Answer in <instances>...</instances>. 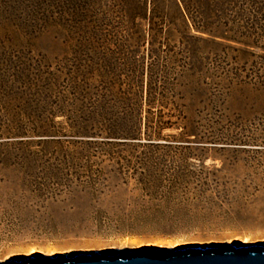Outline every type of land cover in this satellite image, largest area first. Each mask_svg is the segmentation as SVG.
<instances>
[{
	"label": "rangeland",
	"instance_id": "rangeland-1",
	"mask_svg": "<svg viewBox=\"0 0 264 264\" xmlns=\"http://www.w3.org/2000/svg\"><path fill=\"white\" fill-rule=\"evenodd\" d=\"M134 1L146 9L148 19L153 9L157 11L163 56L178 53L181 36L191 47L180 62L185 67L177 87L187 119L165 129L157 141L162 146L151 155L150 171L161 175L159 183L151 186L140 180L138 172L144 167L136 158L121 170L98 162L82 181L43 169L26 173L0 163V263L81 252L264 244V88L236 81L249 82L246 76L252 69L263 72L264 51L222 39L219 45L204 42L207 34L178 17V7L189 8V0ZM131 4L0 0V40L7 56L26 49L52 63L61 60L64 85L70 89L71 74L87 69L91 59L102 71L125 72L123 51L113 45L115 39L95 48L90 38L99 27L124 35ZM44 15L46 30L33 33L29 26ZM149 22L138 20L146 33ZM3 61L0 120L41 116L42 110L31 106L33 99L21 101L12 94L18 86L3 76ZM217 67L230 73L225 77ZM219 89L224 95L215 98ZM80 106L77 102L72 118L81 116ZM68 116L57 118L66 128ZM185 125L187 139L181 135ZM169 141L171 148L164 146Z\"/></svg>",
	"mask_w": 264,
	"mask_h": 264
},
{
	"label": "trees",
	"instance_id": "trees-1",
	"mask_svg": "<svg viewBox=\"0 0 264 264\" xmlns=\"http://www.w3.org/2000/svg\"><path fill=\"white\" fill-rule=\"evenodd\" d=\"M138 3L132 0L126 9L124 35L99 27L89 39L95 48L115 39L113 45L123 51L125 72L102 71L101 64L91 59L87 69L71 74L70 89L64 85L61 60L52 63L46 57L25 52L26 49L7 56L4 51L8 50L0 40V60L7 65L3 76L18 86L12 94L21 101L33 99L32 108L42 110L41 116L28 121L0 120V163L26 173L43 169L82 181L98 162L119 166L121 170L124 163L131 165L136 158L144 167L138 172L140 180L151 186L159 183L161 175L152 173L149 164L162 146L157 141L163 131L187 119L177 87L181 68L185 67L180 62L191 47L181 36L178 53L169 51V56H163V27L156 22L157 11L153 9L152 18L148 19L143 13L146 9H139ZM177 12L186 26L189 20L197 31L209 36L203 40L206 43L219 45L218 39H222L264 51V0H189V8L178 7ZM45 17L29 26L33 33L42 34L46 30ZM139 19L150 20L147 33ZM216 69L218 72L221 69L225 77L230 73L226 68ZM246 78L249 82L236 81L264 88V70L252 69ZM67 89L71 96L68 100ZM223 93L216 90L215 98L223 97ZM77 102L81 105V116L74 119L71 113ZM65 114L71 117L66 122L67 128L62 120H57ZM181 135L183 139L189 138L188 125ZM164 146L171 148L174 144L169 141Z\"/></svg>",
	"mask_w": 264,
	"mask_h": 264
},
{
	"label": "water",
	"instance_id": "water-1",
	"mask_svg": "<svg viewBox=\"0 0 264 264\" xmlns=\"http://www.w3.org/2000/svg\"><path fill=\"white\" fill-rule=\"evenodd\" d=\"M0 264H264V245L189 246L174 251L142 248L115 254L81 252L75 255L8 259Z\"/></svg>",
	"mask_w": 264,
	"mask_h": 264
},
{
	"label": "bare ground",
	"instance_id": "bare-ground-1",
	"mask_svg": "<svg viewBox=\"0 0 264 264\" xmlns=\"http://www.w3.org/2000/svg\"><path fill=\"white\" fill-rule=\"evenodd\" d=\"M233 246H236V247H247V246H251V245H264V244H251V245H241V246H238V245H235V244H232ZM180 249H182V248H180ZM136 250H138V249H136ZM158 250H163V251H174V250H178V249H174V250H166V249H161V248H159V249H153V250H151V251H158ZM36 257H38V256H28V257H25V258H23V259H27V258H36Z\"/></svg>",
	"mask_w": 264,
	"mask_h": 264
}]
</instances>
